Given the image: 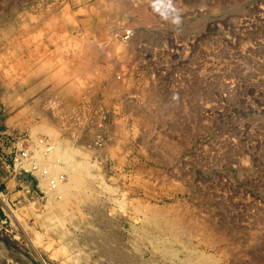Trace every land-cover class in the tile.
Listing matches in <instances>:
<instances>
[{"label":"rangeland","instance_id":"374dc122","mask_svg":"<svg viewBox=\"0 0 264 264\" xmlns=\"http://www.w3.org/2000/svg\"><path fill=\"white\" fill-rule=\"evenodd\" d=\"M112 1L100 3L102 20L81 24L93 29L84 35L102 55L104 85L89 88L85 73L37 58L48 95L39 97L24 52L42 47L45 61L59 45L78 48L74 17L84 12L68 0H0V264H113L117 255L133 257L129 264H264V0ZM122 27L178 33L167 40L179 53L160 67L164 102L135 94L150 84L134 77L131 53L119 63L130 51L115 38ZM57 36L63 43L54 45ZM180 88L181 97L197 94L189 113L173 103ZM43 135L56 148L37 157L41 166L65 182L71 164L85 176L68 199L51 198L37 171L13 164L20 144Z\"/></svg>","mask_w":264,"mask_h":264},{"label":"built area","instance_id":"2783aa9c","mask_svg":"<svg viewBox=\"0 0 264 264\" xmlns=\"http://www.w3.org/2000/svg\"><path fill=\"white\" fill-rule=\"evenodd\" d=\"M114 34H115V38L117 39V41L121 43L130 42L129 54L131 53L132 63L136 66L133 72H135L134 75H137V76H134V77L136 79H139L141 84L142 82L143 83L145 82V84L147 82V86L148 84H150L146 94H143L142 92H135V94L142 97L143 101H145V97H148L149 100H153L155 102H164L165 97H166L165 96L166 90L164 87V83L166 82L167 75L161 78L159 77V74L163 73L160 70V67L164 61H168V65L171 66V61L167 57V55L171 53V50L172 52H174V54L177 52L179 53V51L176 50V47H175L176 45H173L169 42L171 41L174 43L175 41L173 37H176L178 33L173 34L170 31H168V33L167 32L163 33V31L157 32L155 30H148L146 31L144 36L138 42H136V44L132 43L136 36V30L133 27L118 28ZM179 36H182V35H179ZM169 37H171V39H169L168 41L167 38ZM201 39H202V36H201ZM189 43L190 44L187 46L182 45L183 52L181 54L185 55V52L187 51L186 49L187 47H190L191 49V47L195 46V41L193 39ZM165 57H167V59H165ZM183 60H185L184 56H183ZM137 66L139 67V69H137ZM144 70L146 71L145 73H143ZM117 79H119L120 81L130 80L129 78H127L125 74L121 75L120 73L119 74L117 73ZM177 85H180V84H177ZM152 86H154L153 89H151ZM137 90H143V88L137 89ZM177 90H178L177 91L178 93L176 92L177 98L174 100L173 103L179 106L178 110L189 113L191 110L188 108V105H190L188 101L190 100L189 97H192V95L196 97L197 94L188 92L189 95H187L186 97H181L179 94L184 92L185 89L180 88ZM194 90H198V89H194ZM183 117H186V116H183ZM190 118L191 120L193 119L191 116ZM179 122H181L182 125H185V123H187V121H184V120L179 121ZM25 141H26V144L22 143L16 148V152L14 153V156H13V164L17 170L28 172V173H35V171L40 170L41 168H44V167H41L37 163L36 153L39 151L41 154L48 156V154L53 151L54 144L51 138L46 135L38 137L36 141L29 140L28 138ZM48 171H49V167L44 168L43 173L47 174ZM59 177L62 180H64L65 174L58 173V175L56 176L53 175L50 177V182L54 187L56 186V181Z\"/></svg>","mask_w":264,"mask_h":264},{"label":"crops","instance_id":"0c3cea01","mask_svg":"<svg viewBox=\"0 0 264 264\" xmlns=\"http://www.w3.org/2000/svg\"><path fill=\"white\" fill-rule=\"evenodd\" d=\"M69 4L72 5L73 7H76V9H78L77 12H79L80 10L84 12L83 13H77L76 16L74 17L75 20L79 23L77 26H75V34L73 33V38H78L76 42L79 46L78 48H73L72 51H70L69 48L72 47H67L65 50H63V46H60L59 43H63L62 41H59V37L57 36L56 41L54 45L58 44L59 47L56 50V52L53 53L52 56H49L50 51H48L47 57L44 60L41 61V51H42V47L41 49H39V54L37 55L35 49H32L29 46V51L28 54L24 52V58H23V63H24V68L26 70V76L25 79H29L28 81V86L31 87V85H35L38 86V90L39 93L37 94L39 97H48L47 92H44V90H46V86L44 87V85H46V82L42 81L43 75H42V70L43 68L40 67L39 70L40 72L37 73L36 71V64H37V58L40 60V64L42 65L45 64L46 65V69H55V66H57V68H59L58 66H65L66 68H72V69H76L77 70V77H81L80 75H83L84 73L86 74L88 80H87V87L89 88H93L94 90H96L97 88H100L101 85H104V81H105V76H103L104 80H98V76L99 72L103 73L105 67H103L102 64V55L100 54L99 50L97 49V47H95V45L93 43H90V41L88 39L85 38L84 34H93V29H91L90 26H88V30L85 28V26H82L84 24L82 23H90V22H98L99 20H102V18L104 17V14L101 13V11L98 10L99 5L102 6L100 3L102 2V0H68ZM71 1V2H70ZM112 1V0H109ZM114 2V0L112 1ZM100 12V13H99ZM103 12V11H102ZM80 14H83L82 16H79ZM62 15V13H61ZM62 17V16H61ZM82 24V25H81ZM78 27V28H77ZM144 35H136L133 42L134 44H136V42H138ZM51 44V42H50ZM53 45V46H54ZM53 46H50L53 47ZM55 47V46H54ZM66 47V45L64 46ZM72 55V57H68V55ZM49 56V57H48ZM121 58H125V60L119 61L120 62H128L129 61V51L127 50H123L121 52L120 55ZM48 58H50L48 60ZM64 58V60H63ZM75 59L74 62H72ZM123 63V64H124ZM40 65V66H41ZM122 65V64H121ZM116 67V66H115ZM104 68V69H103ZM27 70H28V76H27ZM108 71V70H106ZM105 72V71H104ZM93 74V77H96L95 80L91 79L90 80V74ZM95 75V76H94ZM33 78H39V82L38 83H33L31 84V81ZM94 85L93 87L90 86L91 82ZM94 81V82H93ZM96 82V84H95ZM131 81L129 80V83ZM27 84V83H26ZM77 84H82V81H78ZM25 85V84H24ZM57 86V85H56ZM70 86V90L74 91V84L71 83ZM30 90V89H29ZM75 93V92H74ZM31 95V93H29ZM33 95H36L35 93ZM76 95L73 94V97ZM58 127V125H56Z\"/></svg>","mask_w":264,"mask_h":264},{"label":"bare ground","instance_id":"6f19581e","mask_svg":"<svg viewBox=\"0 0 264 264\" xmlns=\"http://www.w3.org/2000/svg\"><path fill=\"white\" fill-rule=\"evenodd\" d=\"M129 3H131V2H129ZM110 4H112V2H110ZM130 5V4H129ZM110 7V6H109ZM135 7V6H134ZM144 9V8H143ZM144 18V17H143ZM148 19H149V17H148ZM144 20H147L146 18H144ZM37 124V123H36ZM54 126V125H53ZM55 127V126H54ZM46 131V130H45ZM53 132V131H52ZM52 132H51V134H52ZM55 135L53 134V137H54ZM56 138V137H55ZM60 140V139H59ZM58 140V141H59ZM61 141H63V140H61ZM60 141V142H61ZM53 144H54V142H53ZM65 145H66V143H65ZM58 146V145H57ZM64 146V145H63ZM68 146V145H67ZM54 148H56L55 147V145H54ZM65 148V147H64ZM54 150V149H53ZM70 150V149H69ZM53 152V151H52ZM52 152H50L49 153V156L50 155H52L53 153ZM65 152H67V151H65ZM64 152V153H65ZM62 154V155H66V153L65 154ZM79 153V152H78ZM72 154V149H71V153H70V155ZM70 155H68L67 154V156H70ZM42 156H44L43 154H41L39 151L36 153V157H38V158H41ZM72 156H74V155H72ZM80 156V155H79ZM87 157V156H86ZM44 158H47L46 156H44ZM49 158V157H48ZM85 158V157H84ZM63 159H64V156H63ZM81 159V158H80ZM54 160V159H53ZM66 160H68V158L66 159ZM87 160V159H86ZM46 161V160H45ZM47 161H48V159H47ZM43 163H44V161H42ZM64 162V161H63ZM37 163L40 165V163H39V161H38V159H37ZM55 163H57V162H55ZM54 163V164H55ZM58 164V163H57ZM69 164H70V162H69ZM56 165V164H55ZM55 165H54V167H55ZM61 165V164H60ZM60 165L58 164V166L60 167ZM41 166V165H40ZM50 166V165H49ZM52 166V165H51ZM41 167H43V166H41ZM57 167V166H56ZM44 168H48L47 166H45ZM44 168H41L40 170H37V172L40 174V177H41V185L44 187V188H46L47 189V193H48V195L51 197V198H55V196L56 195H59V196H61V199L64 197V198H66V199H68L70 196H72L71 195V190L72 189H75L76 187H80L81 186V184L83 183V185H84V177L81 175V171H80V169L79 168H77L75 165H70L69 166V173H70V176H69V179H67L68 181H66L65 182V179L64 180H62L60 177L57 179V181H56V186L54 187L52 184H51V182H50V177L51 176H56V175H58V173H56L55 172V174H53V173H51V170H50V168H49V171H48V173L47 174H44L43 173V170H44ZM58 169V168H57ZM81 169H82V167H81ZM89 169V168H88ZM54 171V170H53ZM66 172V171H65ZM43 173V174H42ZM93 174V173H92ZM85 175H87V174H85ZM89 176V175H88ZM96 176V175H95ZM88 178V177H87ZM86 178V179H87ZM101 178V177H100ZM86 179H85V181H86ZM89 182V181H88ZM86 183H87V181H86ZM90 183V182H89ZM107 184V183H106ZM86 185V184H85ZM89 185V184H88ZM91 185V184H90ZM41 186V187H42ZM93 189V188H92ZM76 192V191H75ZM77 193H78V191H77ZM76 193V194H77ZM80 195V194H79ZM87 195V194H86ZM76 196V195H75ZM80 197V196H79ZM87 197V196H86ZM85 197V198H86ZM63 198V199H64ZM83 198V197H82ZM60 199V200H61ZM49 200H50V198H49ZM70 200V199H69ZM78 200V199H77ZM90 200V199H89ZM92 200V199H91ZM128 200V199H127ZM54 201V200H53ZM71 201V200H70ZM83 201V200H82ZM93 201V200H92ZM91 201V202H92ZM129 201V200H128ZM72 202V201H71ZM75 202H76V200H75ZM84 202H85V200H84ZM123 202V201H122ZM132 202V201H131ZM49 203H51L50 201H49ZM54 203V205L56 204L55 202H53ZM88 203H89V201H88ZM94 203V202H93ZM140 203V202H139ZM52 204V203H51ZM73 204V203H72ZM75 204V203H74ZM73 204V205H74ZM86 204V203H85ZM90 204V203H89ZM116 204V203H115ZM123 204V203H122ZM129 204H130V202H129ZM58 207H60V209H63L64 208V204H60V203H57L56 204ZM67 207H69V204L67 203ZM124 205H126V204H124ZM123 205V206H124ZM92 206H93V204H92ZM122 206V207H123ZM136 206V205H135ZM55 207V206H54ZM53 207V208H54ZM76 207H77V205H76ZM143 207H145V205L143 206ZM147 207V206H146ZM149 207V206H148ZM47 208V207H46ZM56 208V207H55ZM70 208V207H69ZM124 208V207H123ZM134 208V207H133ZM136 208H138V210H139V207L137 206ZM58 209V208H57ZM72 209V208H71ZM146 209V208H145ZM59 210V209H58ZM77 210V209H76ZM135 210V209H134ZM141 210V209H140ZM143 211H144V209H142ZM148 210H150L149 208H148ZM45 211V210H44ZM53 211H55L54 209H53ZM71 211V210H70ZM73 212H75L74 210H73ZM77 212V211H76ZM78 212H80V211H78ZM137 212V211H136ZM146 212H148V211H146ZM146 212H144V213H146ZM51 213V212H50ZM55 213H57V212H55ZM60 213V212H59ZM58 213V214H59ZM70 213V212H69ZM69 213H68V215H69ZM138 213V212H137ZM139 213H141L140 211H139ZM144 213L142 212L141 214L143 215V216H145L144 215ZM49 214V213H48ZM47 214V215H48ZM149 214V213H148ZM168 214V213H167ZM166 214V215H167ZM46 215V214H45ZM62 215H64L63 213H62ZM67 215V216H68ZM158 215H159V213L154 209V210H152V215H146L147 217L149 216L150 217V219L152 218V221H153V223L152 224H158L160 221H159V219H158ZM164 215V214H163ZM169 215V214H168ZM73 216V215H72ZM76 216V215H75ZM114 216V215H113ZM173 216V215H172ZM45 217V216H44ZM80 217H82V216H80ZM43 218V217H42ZM73 218H74V216H73ZM79 218V217H78ZM144 218V217H143ZM171 218V217H170ZM163 219H165L164 217H163ZM162 219V220H163ZM172 219V218H171ZM170 219V220H171ZM43 220V219H42ZM46 220V219H45ZM49 220V219H48ZM64 220H65V218H64ZM68 220V219H67ZM72 220V219H71ZM74 220H75V218H74ZM79 220V219H78ZM84 220V219H83ZM87 221L89 220V219H86ZM140 220V219H139ZM147 220V219H146ZM44 221V220H43ZM66 221V220H65ZM86 221V222H87ZM142 221V220H141ZM143 221H144V219H143ZM149 221V220H148ZM168 221V220H167ZM172 221H173V219H172ZM172 221H168V222H164V224H165V228H167V230L169 231V233H171V235H174V236H177V229L178 228H176V225L174 224V222H172ZM45 222V221H44ZM54 222H56V221H54ZM63 222V221H62ZM66 222H68V221H66ZM79 222V221H78ZM84 222H85V220H84ZM150 222V221H149ZM155 222V223H154ZM162 223H163V221H161ZM47 223V222H46ZM46 223H44L45 225H46ZM89 223V222H88ZM48 225H49V222L47 223ZM65 224V223H64ZM150 224V223H149ZM156 224H155V226H156ZM86 225V224H85ZM151 225V224H150ZM56 227H57V225H55ZM80 226V225H79ZM88 226V225H87ZM60 227V226H59ZM73 227V226H72ZM183 226H181V228H182ZM190 227V226H189ZM46 228H47V226H46ZM80 228V227H79ZM164 228V229H165ZM191 228V227H190ZM58 229V228H57ZM59 230H61V229H59ZM57 231V230H56ZM62 231V230H61ZM60 231V232H61ZM66 232V231H65ZM163 232V231H162ZM67 233V232H66ZM66 233H63L64 235L66 234ZM59 234V233H58ZM57 234V235H58ZM62 234V235H63ZM168 234V233H167ZM64 235H63V237H64ZM170 235V236H171ZM60 236V235H59ZM62 237V238H63ZM173 237V236H172ZM179 238V237H178ZM74 239V238H73ZM97 239H98V237H97ZM137 239V238H136ZM170 239V238H169ZM174 239V238H173ZM172 239V240H173ZM75 240V239H74ZM100 241V240H99ZM175 241V240H174ZM179 241V240H178ZM66 242V241H65ZM64 242V243H65ZM101 242V241H100ZM71 243V242H70ZM175 243V242H174ZM179 243V242H178ZM177 243V244H178ZM100 244V243H99ZM104 244V243H103ZM107 246V245H106ZM120 247V246H119ZM106 248H108V247H106ZM109 249V248H108ZM118 249H120V248H118ZM123 249V248H122ZM122 249H121V251H122ZM179 250V249H178ZM124 252V251H123ZM103 253H108V254H115V253H111V252H107L106 250H104L103 251ZM127 253V252H126ZM131 253V252H130ZM159 253V252H158ZM79 254V253H78ZM121 254V253H120ZM123 254V253H122ZM85 256V255H84ZM109 256V255H108ZM193 256V255H192ZM78 257V256H77ZM131 258H133V257H131ZM130 256L129 255H127V256H125V255H123V256H114L113 257V260H114V263L113 264H129V262L131 261L130 259ZM79 260V259H78ZM134 261V260H133ZM136 261V260H135ZM212 261V260H211Z\"/></svg>","mask_w":264,"mask_h":264}]
</instances>
